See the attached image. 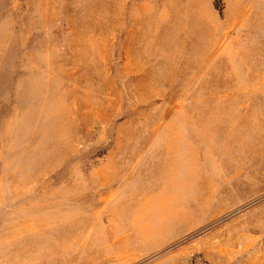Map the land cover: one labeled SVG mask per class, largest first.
Segmentation results:
<instances>
[{
    "label": "rangeland",
    "instance_id": "1",
    "mask_svg": "<svg viewBox=\"0 0 264 264\" xmlns=\"http://www.w3.org/2000/svg\"><path fill=\"white\" fill-rule=\"evenodd\" d=\"M0 264H264V0H0Z\"/></svg>",
    "mask_w": 264,
    "mask_h": 264
}]
</instances>
